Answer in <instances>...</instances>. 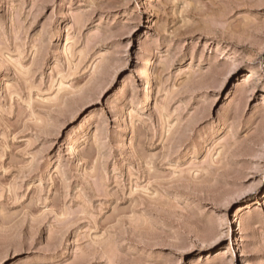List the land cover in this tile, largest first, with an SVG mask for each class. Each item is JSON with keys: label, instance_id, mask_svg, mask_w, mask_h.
<instances>
[{"label": "rangeland", "instance_id": "obj_1", "mask_svg": "<svg viewBox=\"0 0 264 264\" xmlns=\"http://www.w3.org/2000/svg\"><path fill=\"white\" fill-rule=\"evenodd\" d=\"M0 264H264V0H0Z\"/></svg>", "mask_w": 264, "mask_h": 264}, {"label": "bare ground", "instance_id": "obj_2", "mask_svg": "<svg viewBox=\"0 0 264 264\" xmlns=\"http://www.w3.org/2000/svg\"><path fill=\"white\" fill-rule=\"evenodd\" d=\"M152 62L153 59L150 58L146 62H144L143 68L139 71V78L142 79V84H141V91L145 94V99L146 102L149 103L151 101V90H152ZM252 73L256 74V70L254 68H251ZM251 73V72H250ZM119 116V124L124 125L125 124V115L124 113H121L118 115ZM121 146H127L128 145V140L124 138L123 143H121ZM74 147V146H73ZM74 149V148H73Z\"/></svg>", "mask_w": 264, "mask_h": 264}]
</instances>
